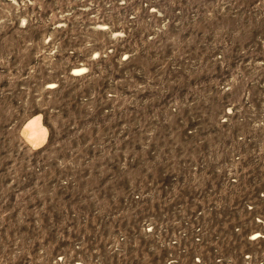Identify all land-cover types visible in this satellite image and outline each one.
Instances as JSON below:
<instances>
[{
    "label": "rangeland",
    "instance_id": "obj_1",
    "mask_svg": "<svg viewBox=\"0 0 264 264\" xmlns=\"http://www.w3.org/2000/svg\"><path fill=\"white\" fill-rule=\"evenodd\" d=\"M256 215L264 0H0V264H264Z\"/></svg>",
    "mask_w": 264,
    "mask_h": 264
},
{
    "label": "built area",
    "instance_id": "obj_2",
    "mask_svg": "<svg viewBox=\"0 0 264 264\" xmlns=\"http://www.w3.org/2000/svg\"><path fill=\"white\" fill-rule=\"evenodd\" d=\"M239 171L242 173L244 172V170L242 168H240ZM234 180H235V178H234ZM254 221H255L258 229L254 230V229H256V228H254L252 230L254 232L251 231L250 232L251 234L250 233L248 234V238L250 240H255L254 242H257V241H261L264 238V228L261 227L262 221H261L259 216L256 215L254 217ZM236 231H238V229H236ZM231 250H236V251L240 252L242 254V256H244L245 258L251 257V253H248L246 251V249H243L239 245L225 246V247H220L218 256L215 259L216 264H230L229 263V254L231 253ZM201 259H202V255H199V256H198V254L193 255L192 259H191L192 264L200 263Z\"/></svg>",
    "mask_w": 264,
    "mask_h": 264
},
{
    "label": "bare ground",
    "instance_id": "obj_3",
    "mask_svg": "<svg viewBox=\"0 0 264 264\" xmlns=\"http://www.w3.org/2000/svg\"><path fill=\"white\" fill-rule=\"evenodd\" d=\"M23 134L31 145H39L46 137V128L39 114L33 115L23 124Z\"/></svg>",
    "mask_w": 264,
    "mask_h": 264
}]
</instances>
